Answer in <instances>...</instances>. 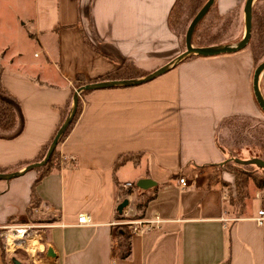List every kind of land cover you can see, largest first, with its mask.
Instances as JSON below:
<instances>
[{"label":"crops","instance_id":"1","mask_svg":"<svg viewBox=\"0 0 264 264\" xmlns=\"http://www.w3.org/2000/svg\"><path fill=\"white\" fill-rule=\"evenodd\" d=\"M244 2L215 0L209 12L218 19L215 30L243 38ZM185 3L0 0V43L11 47L0 51L1 86L16 99L22 120L20 135L0 139L1 173L38 161L79 86L118 79L126 67L152 73L181 55L185 39L178 31L194 15L183 12ZM257 9L264 13V6ZM251 20L241 51L196 56L139 86L79 95L80 115L56 147L58 168L35 188L34 210L47 216L40 225L46 250L53 251L45 264H264V229L249 220L255 213L229 206L223 186L233 180L226 160L246 152L255 132L264 141V113L253 94L264 14ZM221 44L227 42L220 37L209 42ZM259 89L264 99V72ZM37 175L0 180V229L28 220ZM180 178L190 187L180 189ZM141 179L154 186L137 188ZM125 183L133 188L123 190ZM124 200L128 216L157 214L163 223L130 235V255L121 259L122 228L113 223ZM80 215L90 223L78 226ZM0 264H9L1 246Z\"/></svg>","mask_w":264,"mask_h":264},{"label":"rangeland","instance_id":"2","mask_svg":"<svg viewBox=\"0 0 264 264\" xmlns=\"http://www.w3.org/2000/svg\"><path fill=\"white\" fill-rule=\"evenodd\" d=\"M246 1L247 0H245L244 2V6ZM200 3L201 0H186L185 8L183 9L184 10L183 12L192 13L194 11V14L196 15V12L199 10L198 8L200 7ZM204 3L205 0H203L201 6ZM244 6H243V11H244ZM263 6H264V0H256L253 5L252 15L264 14L262 13L263 12L262 10L257 9V7H263ZM211 10L212 8L210 9V11ZM193 16L189 20H187L186 27L181 31H178L182 35V41L184 40V36L186 34L188 25L191 22ZM217 20L218 19L216 18V16L211 15L209 13L206 14L204 19L197 26L193 38L191 39V44L193 47H202L208 44V42L217 40V37L222 38V40L224 42H227V44L213 45L215 47L236 46L238 42L241 41L242 36L240 35V33L236 35L234 32L231 33L230 31H225L224 33L220 31H216L215 28L219 25V22ZM183 42H185V40ZM8 48L10 49L11 47H8L7 45H3V43L2 44L0 43V51L6 52ZM21 48L25 49L26 51L27 50L31 51L30 56L32 55V48L31 49H29L28 47H21ZM185 51H186V46L183 45V53ZM256 51L259 52L257 56L262 55V53L264 52V44L257 47ZM258 59L261 61L258 63L259 66L261 63L264 62V55L260 56ZM261 123L262 126H264V120H262ZM251 139L252 138H249V142L251 141ZM257 139H258V134L257 132H255L254 142L248 143L250 144V146L249 149L246 150V152H238V155L236 157L226 160L229 161V165L227 166L226 170L230 174H232L231 172L244 173V175H239V179L237 178V176L235 177V175L232 174L233 176L232 182L230 184L227 183L223 184L225 188L226 199L227 202L229 203V206L236 207V209H238L237 210L238 212H241L243 210L242 213L244 212L256 213L259 206V203L256 200H254V195L255 192L257 191L256 189L257 184L256 182L254 183V180L259 181L264 179V170L260 166L255 164L254 161H262L264 163V141L258 142ZM29 214L30 215L28 216L27 221L18 224L7 225V226H13V225L34 226L33 229L34 232L31 234V236L27 238L25 242L22 241L23 244H21L20 247L13 246V251L10 253L5 252L6 239L4 236L10 235L12 237V233L7 234L9 233V229L8 230H6L5 228L0 229V240L2 241V247H3L2 251L4 253V256H6V258L8 259L9 264H12L11 263L12 260H16L18 264H45V260L47 259L46 258L47 248L44 245V239L46 234H45V230L41 227L40 223L41 221H43V219H47L46 218L47 216H43L42 214L38 213L37 210H33ZM121 227L124 229L126 228L124 226ZM33 241L35 242L34 249L27 250V246L29 244L33 245ZM16 242L18 243V241ZM10 245H7L8 249H11Z\"/></svg>","mask_w":264,"mask_h":264},{"label":"water","instance_id":"3","mask_svg":"<svg viewBox=\"0 0 264 264\" xmlns=\"http://www.w3.org/2000/svg\"><path fill=\"white\" fill-rule=\"evenodd\" d=\"M215 0H208L206 4L203 6V8L197 13V15L194 17V19L191 21L188 30L185 34V46H186V51L179 55L174 62L170 63L169 65H166L153 73L149 74L148 76L137 79V80H119V81H108V82H96V83H91L88 85H84L79 87L78 89L75 90L73 98H72V107L71 111L62 124V126L59 128L57 131V134L53 141L51 142L49 149L46 153V156L43 161L31 164L27 166L23 171L21 172H13V173H0V180L4 181H9L13 178L19 177L20 175L29 172L35 168H39L44 166L49 159L51 158L54 150L56 149L58 145V141L63 134V132L70 126L74 115L76 113L77 109V103H78V98L80 93L84 91H93V90H102V89H109V88H114V87H134V86H139L145 83H148L157 77L163 75L169 68L170 66L175 65L177 62L181 61L187 56L193 55V56H199V57H214V56H219V55H224V54H232L238 51H241L244 49L250 39V34H251V19H252V6L256 0H247L244 6V14H245V33L242 38V40L236 45V46H223V47H193L191 44V39L192 35L194 32L195 27L197 24L201 21V19L208 13L209 9L212 7L214 4ZM264 72V62L261 63L254 71L253 75V94L256 100V103L258 107L261 109V111L264 113V99L261 95L260 89H259V78L261 74ZM255 164L260 166L264 170V163L262 161H254ZM154 186V183L149 180V179H141L136 183V187L142 190H146L149 187ZM128 206V201L124 200L122 203L117 208L118 213H122L123 209H125ZM47 254H53V251L51 249L47 250ZM14 264H18L16 260H13Z\"/></svg>","mask_w":264,"mask_h":264},{"label":"trees","instance_id":"4","mask_svg":"<svg viewBox=\"0 0 264 264\" xmlns=\"http://www.w3.org/2000/svg\"><path fill=\"white\" fill-rule=\"evenodd\" d=\"M207 1L208 0H205V3L201 6V4L203 2V0H201L200 7L198 8L199 10L196 12V15L203 8V6L206 4ZM209 11H208V13H209ZM196 15L194 14L192 20L194 19V17ZM204 17L201 19V21L204 19ZM200 22L197 24V26L200 24ZM190 23H189V25H190ZM189 25H188V27H189ZM197 26L195 27L194 32L196 31ZM187 30H188V28H187ZM194 32H193V35H194ZM193 35H192V38H193ZM184 39H185V36H184ZM184 46H185V44H184ZM206 46L207 47H211V45H209V42H208V44H206V45H204L202 47H206ZM194 57H196V56H193V55L187 56V57H185L184 59H182L181 61H179L177 63L183 62L185 60H188V59H191V58H194ZM259 62H261V61H257L256 65H255L256 66L255 69L258 67V63ZM175 65H173V66H175ZM2 72H3V69L0 67V139H13V138L17 137L18 135H20V133L22 132V124H21L22 120H21V116H20V112H19V106L17 104L16 99L12 95H10L6 90H4L2 88V86H1ZM122 72H123V76L122 77H120L118 79L117 78H109V80L110 81H116V79L117 80H137V79L144 78V77L148 76L149 74H151V73L141 72V71H139V70H137V69H135L133 67L132 68L126 67ZM96 82H103V81H96ZM96 82H94V83H96ZM88 84H91V83H87V84H84V85H88ZM84 85H82V86H84ZM79 87H81V86H79ZM86 92H89V91H84V92H82L80 94L82 95L83 93H86ZM73 95H72V98H73ZM70 111H71V106H70V109L68 111V115H69ZM80 112H81V101H80V97H79L78 98V103H77V109H76V113L74 115V118H73L70 126L61 135V137H60V139L58 141V144L61 143L66 138V136L68 135V133L71 130L72 126L74 125L75 121L77 120L78 116L80 115ZM68 115L64 118L62 123L59 125L57 131L62 126V124L64 123V121L68 117ZM57 131L54 134L51 142L55 138V136L57 134ZM51 142L48 144V146H46L43 149L42 154L40 155V158L38 159V161L36 163L41 162V161L44 160ZM126 159H127V157L118 159V161L116 162L115 166L117 167V166L123 164ZM29 165H31V164L26 165L24 168H26ZM58 165H59V156H58L57 150L55 149L53 154H52V156H51V158L49 159V161L44 166L33 169L38 175H37V178H36V180H35V182H34V184L32 186V190H31V205H30V208H29V213L32 212L36 207L39 206V200H38L36 192H35L36 186L41 182V180L44 177L48 176L54 169H57ZM0 173H1V171H0ZM231 173L234 174L235 177L237 176L238 179H239V175H244L243 172L242 173H238V172L233 173V172H231ZM255 182L257 184V187H256L257 190L258 189H260V190L264 189V179L259 180V181L258 180H254V183ZM127 194H128L127 196H129L130 192L127 193ZM149 200L150 199H148V198L142 199L136 206L137 210H139V211L144 210L146 205H147V203L149 202ZM138 218L139 217H134V219H138ZM119 219H122V218L119 217ZM0 246H1V248H3L1 240H0ZM117 246H118V249H119L120 258L121 259L128 258L129 255H130V235H129V230H128L127 227L125 229L122 228L121 232L118 233V244H117Z\"/></svg>","mask_w":264,"mask_h":264},{"label":"built area","instance_id":"5","mask_svg":"<svg viewBox=\"0 0 264 264\" xmlns=\"http://www.w3.org/2000/svg\"><path fill=\"white\" fill-rule=\"evenodd\" d=\"M179 183V188L180 189H186L189 188L190 185L185 181V179L180 178L178 180ZM123 190H130L133 188V185L131 183H125L124 185L121 186ZM127 197V196H126ZM128 198V197H127ZM254 199L259 203L258 209L255 213L254 216L250 217L249 220H251L254 225L259 228V229H264V189H258L255 192ZM119 200V199H118ZM122 219H118L115 223H113L114 226H124L127 227L129 230V235H138L141 236L149 231L152 230H159L161 228V225L163 221L160 219V217L156 214L152 219L144 220V219H134L133 216H128V214L123 211L120 216ZM90 223L89 218L86 215H80L77 219V225L78 226H85ZM3 229L5 228L6 230L9 229V233L7 234H14L16 232L17 235L14 236H20L23 238V242L27 240L31 236V234L34 232V226H28V225H13V226H6L2 227ZM9 236V235H8ZM8 236H4L6 239V245H5V252L10 253L13 251V246L14 247H20L22 243H17L15 239H12L11 241V249H8L7 246V241H8ZM3 237V236H2ZM3 237V238H4ZM7 246V247H6Z\"/></svg>","mask_w":264,"mask_h":264},{"label":"bare ground","instance_id":"6","mask_svg":"<svg viewBox=\"0 0 264 264\" xmlns=\"http://www.w3.org/2000/svg\"><path fill=\"white\" fill-rule=\"evenodd\" d=\"M14 235H17L16 234V232H14V234H12V237H13V239H15V241H18V243H22V240H23V238L22 237H20V236H14ZM8 236V235H7ZM10 235L8 236V241H7V245H10L11 244V241H13L11 238H12ZM35 242L33 241V245L31 244H29L28 246H27V250H33L34 249V246H35V244H34Z\"/></svg>","mask_w":264,"mask_h":264}]
</instances>
